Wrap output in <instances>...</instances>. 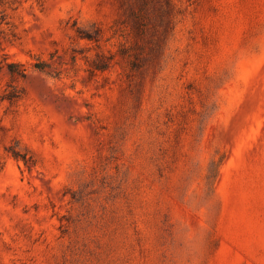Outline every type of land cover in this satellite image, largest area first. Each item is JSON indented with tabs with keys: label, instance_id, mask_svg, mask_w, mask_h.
I'll list each match as a JSON object with an SVG mask.
<instances>
[{
	"label": "rangeland",
	"instance_id": "374dc122",
	"mask_svg": "<svg viewBox=\"0 0 264 264\" xmlns=\"http://www.w3.org/2000/svg\"><path fill=\"white\" fill-rule=\"evenodd\" d=\"M0 11V264H264V0Z\"/></svg>",
	"mask_w": 264,
	"mask_h": 264
},
{
	"label": "trees",
	"instance_id": "16d2710c",
	"mask_svg": "<svg viewBox=\"0 0 264 264\" xmlns=\"http://www.w3.org/2000/svg\"><path fill=\"white\" fill-rule=\"evenodd\" d=\"M0 4H8V6L12 9H16L19 4L20 0H0ZM1 13V11H0ZM3 20L2 15H0V22ZM38 68L44 69L47 65L45 61H38L35 64ZM10 70H15V64L10 63ZM5 152L6 155L12 156L17 160H22L24 163L31 167L35 164V161L32 159V156L30 155L29 151L26 149L24 145H22L21 141L19 139L14 140L9 145L5 146ZM6 161L4 159L0 158V169H2L5 165Z\"/></svg>",
	"mask_w": 264,
	"mask_h": 264
}]
</instances>
